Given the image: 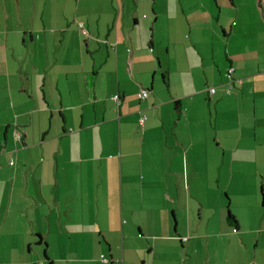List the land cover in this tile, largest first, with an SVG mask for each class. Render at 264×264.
<instances>
[{"label":"crops","instance_id":"1","mask_svg":"<svg viewBox=\"0 0 264 264\" xmlns=\"http://www.w3.org/2000/svg\"><path fill=\"white\" fill-rule=\"evenodd\" d=\"M6 184L48 264H264V0H0Z\"/></svg>","mask_w":264,"mask_h":264},{"label":"rangeland","instance_id":"2","mask_svg":"<svg viewBox=\"0 0 264 264\" xmlns=\"http://www.w3.org/2000/svg\"><path fill=\"white\" fill-rule=\"evenodd\" d=\"M249 103H250V99H249ZM250 106V105H249ZM144 115V114H142ZM145 116V115H144ZM228 157V154L226 155ZM233 158L237 160V158L239 156H241L240 153H233ZM215 159H213L212 164V168L210 169V171L207 173V175L204 174L203 176V180L207 179L209 175H212V173L214 172L215 174L217 173V170L214 168L217 166V164H215ZM216 162H219V160L216 159ZM6 167H9V165L7 164V160H6ZM14 166H15V160H13ZM13 166V165H12ZM236 166V165H235ZM257 168V166H253L252 168H245L246 172L248 173V176L251 180V182L256 183V185L254 187H249L248 189H254L257 192V199L260 201V193H259V177L257 176V170L255 169ZM235 170L237 171H233L234 175H237V172H239V170L234 167ZM255 170V171H254ZM187 173L188 175L190 174V170L189 168L187 169ZM218 173H220V180H219V184L220 187H222V185L226 182L224 181V177L225 175L228 173L226 168L221 169L220 171H218ZM203 175V173H202ZM247 177V176H246ZM213 179V178H212ZM9 184H6L5 187H1L0 185V193L2 195V193L8 194L9 193ZM231 187H229L230 189ZM14 191V193L16 194V192L18 193V191L20 190L19 185H15L12 189ZM223 197V195H222ZM32 240L34 238H37V235L32 236V234L29 235H24L22 239H20V237L18 235H16V237L12 236V233L7 232V231H3L0 233V262H5V260L11 259V260H21V261H25V264L27 261H29V264H48L47 261H45L42 258L43 255V245L42 244H35L32 243L30 245V248L27 246L26 243H24L27 240ZM28 247V248H27ZM46 253V252H45ZM19 262V261H18Z\"/></svg>","mask_w":264,"mask_h":264},{"label":"built area","instance_id":"3","mask_svg":"<svg viewBox=\"0 0 264 264\" xmlns=\"http://www.w3.org/2000/svg\"><path fill=\"white\" fill-rule=\"evenodd\" d=\"M77 24H78V27H79L81 33L85 34L86 30L84 29L83 24L81 22H78ZM231 73H232V69L231 68H229L226 71V73H225L226 81L224 82V85H223L224 86L223 87V91H224L225 94H229L231 92V90H232V87H233L234 78L232 77ZM208 92L210 94H213L215 92V87H210L208 89ZM146 93H147V89L146 88H141L137 95H138L139 98H144ZM114 98H117V95H115ZM14 136L16 138H19V135H18L17 131L14 132ZM9 164H12L11 160L9 161ZM235 230H236V228H233V231H235ZM114 261H117V259H114Z\"/></svg>","mask_w":264,"mask_h":264},{"label":"trees","instance_id":"4","mask_svg":"<svg viewBox=\"0 0 264 264\" xmlns=\"http://www.w3.org/2000/svg\"><path fill=\"white\" fill-rule=\"evenodd\" d=\"M231 91H232V90H231ZM9 161H10V160H9ZM12 163H13V161H12ZM37 237H38L37 239L39 240V239H40V236L37 235ZM36 244H37V243H36ZM44 245H45V244H44ZM43 255H44V257L47 259V256L45 255V252L43 253Z\"/></svg>","mask_w":264,"mask_h":264}]
</instances>
